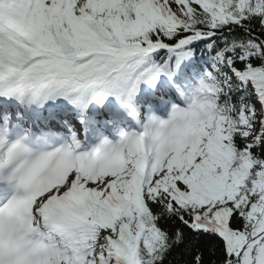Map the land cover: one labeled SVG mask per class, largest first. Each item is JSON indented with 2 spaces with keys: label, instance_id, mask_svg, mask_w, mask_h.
<instances>
[{
  "label": "snow or ice",
  "instance_id": "6c2138e0",
  "mask_svg": "<svg viewBox=\"0 0 264 264\" xmlns=\"http://www.w3.org/2000/svg\"><path fill=\"white\" fill-rule=\"evenodd\" d=\"M0 264H264V0H0Z\"/></svg>",
  "mask_w": 264,
  "mask_h": 264
}]
</instances>
